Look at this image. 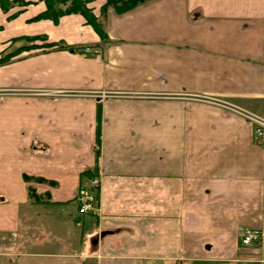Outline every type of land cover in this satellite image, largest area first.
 Returning a JSON list of instances; mask_svg holds the SVG:
<instances>
[{
    "label": "crops",
    "instance_id": "1",
    "mask_svg": "<svg viewBox=\"0 0 264 264\" xmlns=\"http://www.w3.org/2000/svg\"><path fill=\"white\" fill-rule=\"evenodd\" d=\"M10 1L0 263L263 264L264 142L216 102L264 116V0L88 3L102 37L80 13ZM91 173L97 210L79 214Z\"/></svg>",
    "mask_w": 264,
    "mask_h": 264
},
{
    "label": "trees",
    "instance_id": "2",
    "mask_svg": "<svg viewBox=\"0 0 264 264\" xmlns=\"http://www.w3.org/2000/svg\"><path fill=\"white\" fill-rule=\"evenodd\" d=\"M46 3V11L42 13L40 16H38V19H51L53 21H56L59 17L68 15L71 13H80L87 21L88 24H90L94 30L102 37V32L100 30V25L97 23L96 19L90 14L89 9L85 8L83 2L81 0H44ZM145 0H107L106 1V7H112L114 8L117 12L122 13L125 12L136 5L142 3ZM56 3H67V7L65 10H59V9H54V5ZM12 4H14L13 1L9 0H0V7L2 9H7L9 8ZM33 40V38L31 39ZM53 46H58V48H62L63 46L61 44L59 45H53L50 44L46 47L50 48ZM35 46H28L27 49H34ZM13 56V54H6L4 56L0 57V65L8 62L10 58ZM95 175L93 173L91 174H85V178L92 179L94 178ZM92 191L95 193L97 196V190L92 189ZM28 196L29 199L33 201L38 200V196L35 195L33 189H28Z\"/></svg>",
    "mask_w": 264,
    "mask_h": 264
},
{
    "label": "built area",
    "instance_id": "3",
    "mask_svg": "<svg viewBox=\"0 0 264 264\" xmlns=\"http://www.w3.org/2000/svg\"><path fill=\"white\" fill-rule=\"evenodd\" d=\"M84 52L87 54L97 53L92 49L86 48ZM219 106H221L225 111L230 114H234L239 118L249 122L254 128V134L257 139L264 142V116H260L249 112L237 105L230 104L227 102H216ZM93 185L97 184V181L94 180L92 182ZM79 202V214H86L88 212H94L96 210V200L92 195H81L78 198ZM261 241V235L257 231H248L244 234L242 238V244L245 246H249L253 243H259Z\"/></svg>",
    "mask_w": 264,
    "mask_h": 264
},
{
    "label": "rangeland",
    "instance_id": "4",
    "mask_svg": "<svg viewBox=\"0 0 264 264\" xmlns=\"http://www.w3.org/2000/svg\"><path fill=\"white\" fill-rule=\"evenodd\" d=\"M10 1V0H9ZM86 8V6L88 5V3H99L100 0H81ZM45 2V1H44ZM46 4V3H45ZM13 5V4H12ZM11 5V6H12ZM67 7V3H56L54 5V9H59V10H65V8ZM95 178V177H94ZM94 178H92L89 182L92 183L94 180ZM93 180V181H92ZM98 182V180H96ZM89 193V192H87ZM260 247V246H259ZM30 248H26L25 246H16L13 251L15 252H22V251H29ZM40 251H44L43 249L40 250ZM0 264H9L7 263V260L6 261H2V263Z\"/></svg>",
    "mask_w": 264,
    "mask_h": 264
}]
</instances>
